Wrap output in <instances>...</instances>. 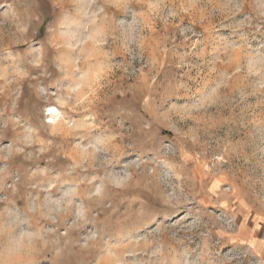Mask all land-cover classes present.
I'll return each mask as SVG.
<instances>
[{
  "label": "clouds",
  "instance_id": "1",
  "mask_svg": "<svg viewBox=\"0 0 264 264\" xmlns=\"http://www.w3.org/2000/svg\"><path fill=\"white\" fill-rule=\"evenodd\" d=\"M59 10L67 8L62 4ZM78 11L105 23L116 13L131 11V32L123 40L114 30L101 28L75 44L64 35L33 42L29 27L20 25L2 45L5 50L24 45L39 50L31 67L43 68L50 83L59 82L49 88L44 102L46 123L67 136L76 129L65 116L131 104L141 126L130 125L102 148L85 149L77 163L87 160L91 165L97 152L110 150L112 141L136 133L145 138L133 153L143 151L151 158L163 147L165 156L177 163L168 165L171 182H142L136 172L110 181L129 208L138 205L137 215L130 218L134 227L122 245L107 244L102 229L92 231L91 221L103 225V209L89 217L92 210L80 205L68 227L81 229L82 238L67 239L51 250L50 259L54 264H72V257L89 264H234L235 258L226 254L232 246L246 244L259 258L256 264H264V247L249 243L264 225V138L253 134L264 124V0H84ZM65 50L75 53L66 67L55 63ZM31 75L18 69L4 79L19 91ZM82 127L91 130L94 125ZM157 132L159 143L153 139ZM155 174L153 168L149 175ZM73 195L77 193L54 201L52 210L67 215ZM86 197L103 201L104 188ZM29 211L53 219L39 206ZM16 226L4 229L11 239L0 243V264H37L49 251L48 233L24 232L16 238Z\"/></svg>",
  "mask_w": 264,
  "mask_h": 264
},
{
  "label": "rangeland",
  "instance_id": "2",
  "mask_svg": "<svg viewBox=\"0 0 264 264\" xmlns=\"http://www.w3.org/2000/svg\"><path fill=\"white\" fill-rule=\"evenodd\" d=\"M83 2L84 0H75V3H66V0H0V233H3L0 235V243L8 244L11 238L4 229L13 225H18L12 234L16 238L24 232L48 233L46 239L50 241L49 251L38 257L37 264L41 260L54 264L50 259L52 249L62 246L69 238H82L81 229L68 227L77 219L76 213L80 205L92 210L87 213L89 217L103 209L106 219L103 225L91 221L94 225L92 231L102 229L107 244L122 245L134 227L130 218L137 215L138 205L134 204L129 208L128 202L113 188L110 181L123 176L125 172H136L137 178L142 182L151 180L154 185L171 182L173 176L168 165L177 163L174 158L165 156L167 149L163 147L156 150L151 158L143 151L133 153V148L145 138L141 133L131 137L125 135L112 141L109 144L110 150L97 152L91 165L87 160L77 163L85 149L92 152L93 148H102L103 142L109 141L110 137L118 133L126 132L130 125L133 128L141 126L131 104L112 103L95 115L82 113L78 117L65 116L69 125L76 129L67 136L54 133L53 126L46 123L48 113L44 102L48 100L49 88L59 82L53 80L50 83L42 74L43 68L31 67L30 61L39 56V50H33L28 45L5 50L2 45L12 38L11 34L20 25L29 27L28 36L34 38L33 42L43 40L46 35L49 38L64 35L75 44L95 35L101 28L114 30L123 40L131 32V11L126 14L116 13L114 20L105 23L91 13H79L78 9ZM62 4L67 11L59 10ZM37 17L43 21L41 24L37 23ZM74 56L75 53L65 50L64 56L55 63L66 67L67 61ZM18 69L32 73L20 84L19 91L15 83L4 79L7 73ZM23 77L24 73H20L19 78ZM118 116L121 119H117ZM88 123L93 124L94 128L89 130L82 127ZM253 134L257 140L264 138V124L254 129ZM161 138V134L157 132L153 139L159 143ZM40 140L44 143H39ZM129 156L133 158L126 159ZM127 164L138 167L127 168ZM153 168L156 169V174L150 176ZM191 174L195 175L194 169ZM101 186L105 191V199L100 202L88 200L86 193ZM73 192L77 195L71 197L72 208L67 215L52 210L56 208L54 201L63 200L66 194ZM109 204L112 208L106 207ZM37 206L53 219L29 211ZM112 209L116 211L112 213ZM253 223L250 221L249 227ZM65 232L67 236L64 235ZM261 239H264V225L249 243L264 247L260 244ZM226 255L235 258L234 264H256L259 259L250 254L246 244L232 246ZM70 259L72 264H89L79 257Z\"/></svg>",
  "mask_w": 264,
  "mask_h": 264
}]
</instances>
